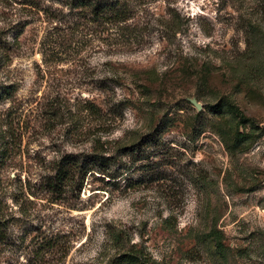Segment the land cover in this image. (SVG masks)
I'll return each mask as SVG.
<instances>
[{
  "label": "rangeland",
  "instance_id": "1",
  "mask_svg": "<svg viewBox=\"0 0 264 264\" xmlns=\"http://www.w3.org/2000/svg\"><path fill=\"white\" fill-rule=\"evenodd\" d=\"M13 1L0 264H264V0H119L116 25Z\"/></svg>",
  "mask_w": 264,
  "mask_h": 264
},
{
  "label": "trees",
  "instance_id": "2",
  "mask_svg": "<svg viewBox=\"0 0 264 264\" xmlns=\"http://www.w3.org/2000/svg\"><path fill=\"white\" fill-rule=\"evenodd\" d=\"M52 3L59 4L60 7L64 8L65 12H62L61 9H53V11L49 12L47 16L48 20L61 22L62 18L67 15H73L76 21L86 20L99 22L100 24H110L116 25L121 22H124L128 17V10L122 6L119 0H49ZM18 4V9L20 8L23 11H28L31 16L32 13L35 14L36 17H39V13H46L47 10L43 9L42 0H16L13 1ZM6 6L11 8V3H6ZM19 19V18H18ZM50 21V22H51ZM26 21L21 22L20 19L16 20L17 32L13 34V40H16L17 35H19L26 25ZM16 28V27H15ZM52 51L49 53L51 54ZM49 54H45L47 57L46 61H49ZM7 55L0 50V62L6 58ZM57 61H61L62 59H56ZM141 142L137 143V146L141 148L142 146L152 144L153 146L157 145L158 137L156 133H148L141 140ZM140 156H145V149H140ZM146 157V156H145ZM143 158V157H142ZM82 167L84 171L87 169H91L95 166V160L92 158H87L84 161H74V160H61L59 164V170L61 171L63 167L71 168V167ZM65 172V170H63ZM62 172V173H63ZM66 173L61 174V179H64Z\"/></svg>",
  "mask_w": 264,
  "mask_h": 264
},
{
  "label": "water",
  "instance_id": "3",
  "mask_svg": "<svg viewBox=\"0 0 264 264\" xmlns=\"http://www.w3.org/2000/svg\"><path fill=\"white\" fill-rule=\"evenodd\" d=\"M189 101L195 107L196 110L200 109L199 103H197L194 99H189Z\"/></svg>",
  "mask_w": 264,
  "mask_h": 264
}]
</instances>
